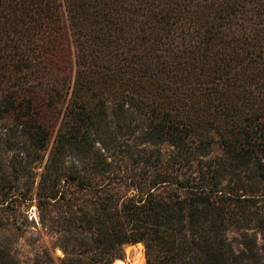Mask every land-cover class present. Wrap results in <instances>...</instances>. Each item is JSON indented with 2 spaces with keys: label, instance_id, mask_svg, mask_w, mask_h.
Listing matches in <instances>:
<instances>
[{
  "label": "trees",
  "instance_id": "16d2710c",
  "mask_svg": "<svg viewBox=\"0 0 264 264\" xmlns=\"http://www.w3.org/2000/svg\"><path fill=\"white\" fill-rule=\"evenodd\" d=\"M32 204L31 264H264V0H0V264Z\"/></svg>",
  "mask_w": 264,
  "mask_h": 264
},
{
  "label": "rangeland",
  "instance_id": "374dc122",
  "mask_svg": "<svg viewBox=\"0 0 264 264\" xmlns=\"http://www.w3.org/2000/svg\"><path fill=\"white\" fill-rule=\"evenodd\" d=\"M70 39V38H69ZM71 51H74V43L69 40ZM30 211L36 219V226L29 228V230L24 231L22 235L14 242V246L16 248V255L19 259L23 260L27 264H31L32 258L35 252L41 250L44 246H49L54 240L55 234L48 231L44 227L40 225L37 221L36 215V207L34 204L30 206ZM1 234V230H0ZM229 236L232 238L234 242L239 238V233L237 230L232 229L228 232ZM258 243L261 242L260 235L258 233ZM142 249V256L138 255L139 250ZM54 255H62V251L59 247H55L53 249ZM124 260V264H140L144 262V245L142 242H134L130 244H126L124 247V255L120 257Z\"/></svg>",
  "mask_w": 264,
  "mask_h": 264
},
{
  "label": "built area",
  "instance_id": "2783aa9c",
  "mask_svg": "<svg viewBox=\"0 0 264 264\" xmlns=\"http://www.w3.org/2000/svg\"><path fill=\"white\" fill-rule=\"evenodd\" d=\"M112 264H124V260L122 258H120V257H116L113 260Z\"/></svg>",
  "mask_w": 264,
  "mask_h": 264
}]
</instances>
